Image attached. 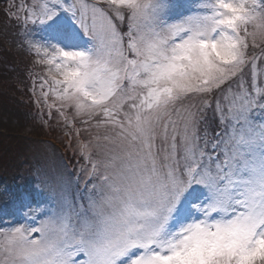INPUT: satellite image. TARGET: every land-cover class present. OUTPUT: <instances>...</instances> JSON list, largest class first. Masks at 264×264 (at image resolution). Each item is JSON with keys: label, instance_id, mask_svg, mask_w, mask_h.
<instances>
[{"label": "snow or ice", "instance_id": "1", "mask_svg": "<svg viewBox=\"0 0 264 264\" xmlns=\"http://www.w3.org/2000/svg\"><path fill=\"white\" fill-rule=\"evenodd\" d=\"M17 8L35 103L96 134L79 197L0 229V264H264V0H197L174 21L168 0ZM61 16L89 47L32 37ZM0 192V213L36 219L29 193Z\"/></svg>", "mask_w": 264, "mask_h": 264}, {"label": "rangeland", "instance_id": "2", "mask_svg": "<svg viewBox=\"0 0 264 264\" xmlns=\"http://www.w3.org/2000/svg\"><path fill=\"white\" fill-rule=\"evenodd\" d=\"M170 1L171 0H168L169 8L166 16V19L169 21H174L188 14L191 10V4L197 2V0H176L177 2L175 3ZM0 4H3L4 10L7 12L6 19L9 20L8 24L13 25L16 31L14 39L16 36L20 44L15 45L16 52L24 57V61L26 59H32L30 60V64L34 67L36 66V68L38 67L34 74L30 70L27 71L26 74H23V85L24 88H27L26 84L29 86L30 78L37 79L36 74L42 71V66L35 63L38 57L30 54L31 57L29 58V53H25L21 47L24 28L22 25L20 26L17 17L20 16L23 8H17V5L27 7L28 0H25V4L23 0H9L6 3L0 0ZM184 9H187L186 14L183 12ZM57 23L63 25V33L57 32L56 25L50 22L45 25H33L31 27L32 37L40 42H48L50 40L53 42H60L66 47L87 48L90 46L88 38L80 33L79 29L71 23L67 16H61ZM12 35L13 33L9 35V38H11ZM2 107H0V112L7 109L5 105ZM7 111H10V109H7ZM35 114L33 116H35ZM45 120L46 123H49V125H47L49 128L47 127V129L43 126V121L39 117L37 126L30 124L27 126L24 124L17 125L18 121L15 116L12 121H8L6 124V121H0V131H2L0 134V171H2L0 172V185H4L5 188L10 190L29 193L30 198L26 202L31 204L32 209L40 210L37 212L36 217H38L39 213H42L41 219H46V213L58 207L66 195H72L74 192H78V186L71 181V174L61 159L60 151L56 143L54 144L51 140L45 138H48L49 135H53V137L55 136L57 139L56 141L63 145L64 135L68 134L73 138L74 149L80 154L78 151L79 145L84 143L79 138L78 132H84L87 135L88 142L89 139H93L96 134L88 125L80 123L79 118L74 120L70 111L68 113L67 122L60 119L55 112L51 118L47 116ZM39 124H42V126ZM2 128L5 132H3ZM42 129H44V131H42ZM33 131H35V133H32ZM39 131H42V133ZM10 134L11 136L7 138L6 135ZM10 159L13 160L8 162ZM5 161L6 163H4ZM5 165H8V167L12 169V173L9 172L10 174L6 179H4L3 176L7 174V172L3 171ZM82 176L81 181H85V175ZM197 191L201 194V199L207 195L202 188H198ZM1 196L5 195L1 192ZM6 207H8L6 198L0 200V208ZM28 211L29 209L27 207H22L20 211L15 214L19 221L22 220V224L28 223L27 221L31 220V217L26 218L23 214ZM14 219H16V217L13 212L0 213V229L10 228L7 224ZM41 219L39 220L41 221ZM39 223L36 227L39 226ZM29 224L34 226L32 223ZM34 235L38 236L37 233Z\"/></svg>", "mask_w": 264, "mask_h": 264}, {"label": "trees", "instance_id": "3", "mask_svg": "<svg viewBox=\"0 0 264 264\" xmlns=\"http://www.w3.org/2000/svg\"><path fill=\"white\" fill-rule=\"evenodd\" d=\"M6 13L3 4H0V107L5 105L12 113L7 111V109L2 110L0 112V121H6V124L8 121H12L15 116L18 121L17 125L24 124L27 126L30 124L37 126L39 116H36L33 110L34 100L31 89L27 84V88H24L23 85V74L28 69L27 60L24 61V57L16 52L14 34L9 38V35L13 33L14 26L8 24L9 20L6 19ZM33 112L35 116H33ZM42 124L44 125V123ZM42 124L39 125L42 126ZM2 130L5 132L3 128ZM42 131L39 132L42 133ZM32 133H35V131ZM6 136L9 138L11 134Z\"/></svg>", "mask_w": 264, "mask_h": 264}]
</instances>
